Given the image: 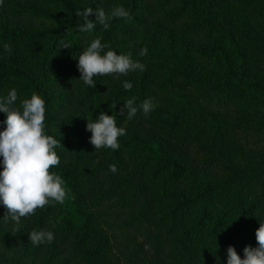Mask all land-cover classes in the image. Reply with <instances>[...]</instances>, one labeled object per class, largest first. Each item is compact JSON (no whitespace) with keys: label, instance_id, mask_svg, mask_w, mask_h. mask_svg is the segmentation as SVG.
Wrapping results in <instances>:
<instances>
[{"label":"trees","instance_id":"obj_1","mask_svg":"<svg viewBox=\"0 0 264 264\" xmlns=\"http://www.w3.org/2000/svg\"><path fill=\"white\" fill-rule=\"evenodd\" d=\"M117 6L128 18L110 19L107 30L98 23L92 33L78 30L77 10L110 15ZM3 12L16 25L0 27V97L15 88L17 106L33 92L45 100V133L60 141V164L50 171L62 177L67 197L18 225L3 219L2 204L0 264H227L229 246L241 258L246 246H257L264 221V0H3ZM96 37L117 54L131 53L145 70L85 85L78 56ZM132 97L138 111L127 119L120 109ZM149 98L158 106L145 115L139 106ZM101 112L115 114L126 130L118 150L90 143L87 119ZM5 119L0 112V131ZM140 202L146 208L121 222ZM33 230L51 231L54 240L33 245Z\"/></svg>","mask_w":264,"mask_h":264},{"label":"clouds","instance_id":"obj_2","mask_svg":"<svg viewBox=\"0 0 264 264\" xmlns=\"http://www.w3.org/2000/svg\"><path fill=\"white\" fill-rule=\"evenodd\" d=\"M3 0H0L2 5ZM76 15L82 18L78 23V30L83 33H92L96 24L109 28L112 18H128L129 13L123 6L114 7L110 15L103 8L95 11L86 8L83 12L77 10ZM95 16V21L90 19ZM102 37L94 38L78 56V70L81 73L79 80L85 85L96 88L94 77L115 74L127 76L130 71H144L145 65L139 60H133L132 54H117L108 45L101 43ZM61 48H68L70 44L61 42ZM5 52H11V46L3 45ZM107 49V50H106ZM145 46L139 52L141 57L147 55ZM133 87L129 81L123 82L125 90ZM18 94L15 88L7 95L0 97V112L6 114L2 122L6 127L0 131V157L3 170L0 171V202L6 208L5 221L9 218L19 224L22 217L34 215L36 210L43 208L54 201L63 204L67 197L62 177L50 169L60 164V158L55 151L60 141L45 133L46 106L45 100L33 92L30 98L24 99L19 106L16 102ZM151 98L146 99L139 106L145 115L157 107ZM116 108V105H112ZM126 111L127 119H132L138 111L135 106V97L127 99L120 109V114ZM87 131L91 132L90 143L95 149L110 148L118 150V138L126 134L123 127H118L116 115L101 112L95 120L87 119ZM110 171H117L116 165H109ZM257 246L244 248V258L238 254L234 246L227 249V264H264V221L255 233ZM33 245L51 243L54 234L48 230L29 233Z\"/></svg>","mask_w":264,"mask_h":264},{"label":"rangeland","instance_id":"obj_3","mask_svg":"<svg viewBox=\"0 0 264 264\" xmlns=\"http://www.w3.org/2000/svg\"><path fill=\"white\" fill-rule=\"evenodd\" d=\"M8 15H10V14H8V13H6V12H3V13L0 14V27H1V26H3V27L6 26V27H8V28H13V26L16 25V24L13 22L12 19H9V16H8ZM148 20H149V24H152V23L155 24V23L158 22L159 19H158L157 16H155V17H153V18H151V19H148ZM28 26H30V28H33V29H36V30H37L38 28H40L39 24H38V23H34V22H32V23H28ZM175 33H176V34L178 33L177 30H175ZM206 74L209 75V76H211V77H216V76H217V74H216L215 72H213L212 70H207ZM77 117H78V114L72 116V119L74 120V119L77 118ZM119 139H120V137H119ZM1 205H2V203L0 202V214L3 213V210L1 209ZM144 208H146V207H141V202H140V203L138 204V206H137L134 210H131V211L127 210V211L124 213L125 215L121 218L120 221H121V222H124L125 220H130L129 217H131V218H135V214H136L137 212L143 210ZM148 212H150V211H148ZM123 226H124V223L117 224V227L119 228V230H118L119 233L121 232V229L123 228ZM18 230H19V227L16 226V227L14 228V234L17 233ZM164 239H165V240H164ZM162 240H163L164 242H167L166 245H168V242L170 241L169 238H165V237H163Z\"/></svg>","mask_w":264,"mask_h":264}]
</instances>
